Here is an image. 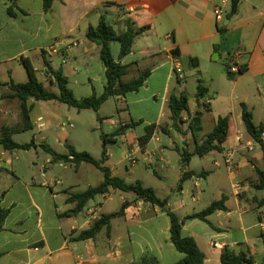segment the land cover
Masks as SVG:
<instances>
[{
	"label": "crops",
	"instance_id": "0c3cea01",
	"mask_svg": "<svg viewBox=\"0 0 264 264\" xmlns=\"http://www.w3.org/2000/svg\"><path fill=\"white\" fill-rule=\"evenodd\" d=\"M231 2L232 0H60L59 17L62 29L60 34L51 37L46 40V43L33 49H26V45L20 38L23 35L21 34L23 29L20 25H25L29 19V14L17 12V17H10L7 13L8 3L5 0H0L2 12L6 17L0 24V35L6 31L8 33L13 31L18 36V43H22L20 51L16 55L0 59V82L6 85L0 87V90H8L7 86L12 80L16 83H25L29 80L28 72L24 66L25 60L32 65L36 73L39 71L33 66L30 57H27L32 50V52L41 50L43 61L47 59L53 69L58 70L54 66L53 56L61 55L64 57L68 54L69 48L63 47V42H57V40L64 37L71 38L73 46H83V54H88L94 47H99L88 40L86 33L91 25H98L102 15L112 12L115 15L112 21L119 22L120 30L123 29V22L126 19H132L139 28L149 27L143 36L136 39L132 52L121 60L122 64L129 67V74L136 76L134 79L140 77L144 72H149V77L144 86L133 93H138L147 87L149 89L150 83L156 81L162 85L157 87V91L152 96L154 98L161 96L163 102L168 105L171 93L186 92L183 89L177 90L171 87L174 77L178 84H182L187 81L188 77L201 75L202 80L198 82L202 84L204 80H212L211 78L214 76L222 75L230 83L229 89L232 96L246 75H251L255 81L264 77V0H241L236 14L228 18ZM218 7L224 10L221 20H217L215 15V9ZM42 9L46 12L44 5ZM91 18H94L93 23L90 21ZM82 24L84 25L83 38L78 39L74 34ZM38 32L39 30L36 31V33ZM45 33L50 34L51 30L47 29ZM51 42L53 43L51 44ZM175 49L180 51L179 58L172 54ZM18 57L22 58V64H15L13 67L12 63ZM192 58L197 59V67L191 61ZM232 61L238 65L247 66L246 73L238 75L234 80L229 79L226 73V66H229ZM177 67L183 71L181 79L174 72ZM21 69L26 71L25 74L21 72ZM43 73L49 77L50 82L53 81V76L46 74V68ZM2 76H4L3 81H1ZM223 84H225L224 80ZM206 89L207 95L203 100L205 104L210 106L211 111L209 112L211 113L215 105L209 96V89ZM219 95L218 92L216 96L219 97ZM126 97L120 99L116 97V99L125 101ZM136 102L142 104L143 99L138 98ZM252 109L254 123L264 125L262 118L256 122V109ZM197 113L193 112V115ZM163 114L162 108H160L157 118L148 124V126L152 124L157 126L155 135L159 131L165 132L162 128L163 123L160 121ZM185 114L189 113H183L184 121H186ZM168 116L171 117V112L168 113ZM219 117L222 116L214 118V126ZM0 120L5 121L1 114ZM186 124L189 126V123ZM241 125L244 123L234 122L230 117L228 139L224 144L223 152L218 153H222L225 157L229 150L236 152L235 173L236 175L239 174L240 183L244 187L239 195H236L234 190L230 194L235 200L230 195H222V197L227 198L225 202L227 210L217 211L211 217L225 215V218L229 220L227 223L233 226L231 217L234 212L230 204L234 201L238 206L239 223L243 235V241L238 245L247 248L249 252L236 251L231 248L233 245L230 247L227 243L219 241L214 242L224 244V247L213 248L211 240L207 242L206 247L202 248L199 241L195 239L206 255L205 264H222L220 255L225 247H229L237 253L244 252L253 258L252 253H250L252 247L250 238L251 236L261 237V234L264 233V214L261 211L258 214V223L251 227L245 226L246 220L243 218V215L248 213V209H252L243 204L244 201L248 200L245 184L249 182L247 180L250 177L254 176L253 174H257L256 169L264 168V161L263 154L260 157L252 155L248 159L251 165L249 173L242 174L240 172L239 157H244L246 154L243 152L242 141L244 139L252 140L248 136L245 126L242 128ZM1 126L2 128L8 127V125ZM126 132L123 134L124 137L127 136ZM169 132L166 131V133ZM184 132H186L185 129ZM142 136H137L135 145L137 150L146 153L150 143L145 149H142L139 145V138ZM0 145L3 148L1 143ZM256 146L257 148L260 147L258 144ZM3 150L4 152L0 154L2 159L0 201L1 206L8 209L10 213L5 220L3 231L0 232V264H141L143 260H147L151 264L152 260L147 253L152 254L156 264H174L182 259L183 255L176 250L170 241V219L167 214L162 210L159 213V207L137 199L134 193H131L132 196L129 197L124 195L129 193L117 190H111L102 197L109 201L112 199V193L119 192L123 195L121 196V206L123 203H127L125 215L113 219L110 228H103L95 238L76 241L74 238L79 233L90 229L102 215L111 214L120 209L103 213L105 204L97 202L95 198L87 204L82 212L72 214L76 204L69 203L68 198L75 192L65 187H59L63 185V179L53 174L54 166L56 167L57 164L61 166L64 164L63 162L54 160L53 156L48 153L52 157V159H47L49 166H45L38 175L35 172L37 164L33 163V168L29 167L27 170L31 177L26 179L15 171V161H20L19 156L14 158L12 151H7L4 148ZM212 153H217V151L210 154ZM247 153H253V151ZM71 164L73 163L67 165ZM214 164L216 166L219 163L215 161ZM185 171L192 170L181 171L180 179ZM126 172L130 173L131 171L126 167ZM112 174L125 178L124 173L116 172L114 169H112ZM208 175V171H203L201 177ZM195 177L197 178V176ZM256 183H258V179ZM195 185L197 186V183ZM183 189L184 187L181 193L184 192ZM198 199L199 194L193 197L194 202ZM253 200L257 203L256 208L264 206V198L259 202L255 196ZM168 208L176 213L180 220L201 212L194 211L181 216L178 214L179 209H172L169 205ZM161 217L168 218L167 222L162 221L163 226L160 223ZM185 228L186 223H184L183 230ZM216 229V238L224 235L221 227ZM166 232L169 233V237H161L162 234L166 235Z\"/></svg>",
	"mask_w": 264,
	"mask_h": 264
},
{
	"label": "rangeland",
	"instance_id": "374dc122",
	"mask_svg": "<svg viewBox=\"0 0 264 264\" xmlns=\"http://www.w3.org/2000/svg\"><path fill=\"white\" fill-rule=\"evenodd\" d=\"M18 4L21 9L29 14V19L25 25H20L23 29L21 32L23 35L20 38L26 45V49H33L46 43V40L51 37L60 34L62 30L59 17L60 0H54L52 10L48 12L43 11L42 0H19ZM106 16L110 21L115 17L112 12L107 13ZM5 19L6 17L0 5V24ZM90 21L93 23L94 18H91ZM112 23L120 31L119 22L112 21ZM47 29L51 30L50 34L45 33ZM37 30H39L38 33H36ZM83 33L84 25L82 24L74 35L78 39H82ZM57 42H63V47L66 46L69 51L64 57L54 55V66L56 69H63L64 74L69 79L68 87L73 91L75 98L81 100L91 97L93 94L101 95L104 91L105 75L103 62L100 58V47H94L88 54H83V46H73L69 37L61 38ZM21 44L18 43V36L13 31L2 33L0 35V59L16 55L20 51ZM32 51L28 53L27 57H30L33 66L39 70L37 72L38 78L45 83V87L48 90L59 94L58 86L50 82L49 77L43 73L45 66L41 50ZM112 54L116 60L119 59L120 43L117 41L112 43ZM15 64H22V58L18 57L12 63V66L14 67ZM21 72L25 74L26 71L21 69ZM134 77L136 76L129 74L125 80L130 81ZM3 78L4 76H2L1 81H3ZM211 79L202 81V86L209 89V96L215 105L211 113L197 99V86L199 84L198 81L202 80L201 75L188 77L187 81L182 84H178L177 79L174 77L171 84L172 88L183 89L188 94L189 109L192 113L185 114L186 123L191 121L193 112H201L203 115L202 131L198 135L199 141L212 131L215 117L229 115L234 122L243 124L241 103H245L252 111V108L256 109V122H258L259 118L264 119V77L255 81L251 75H246L240 81L232 96L229 89L230 83L222 75H216ZM223 80L226 85L223 84ZM159 85L162 84L152 81L149 89L147 87L138 93H130L125 101L110 98L98 112L93 109L79 111L58 101L36 102L32 113V120L35 123L34 127L29 131L12 136L13 141L16 143L31 144L29 150L12 151L14 158L16 156L20 158V161H15V171L20 176L29 179L31 176L27 170L32 167L33 163H36L35 172L39 175L45 166H49L47 159H52L42 145L51 146L58 154L68 155L69 148L66 145L68 144V146H72L79 153H89L97 161L102 160L103 152L106 150L108 158L104 164L105 166L111 170L114 169L116 172L124 173V179L127 182L140 181L146 187L153 188L160 198L169 200V206L172 209H179L178 214L181 216L188 215L194 211H202L213 201L220 200L222 195H230L233 192L232 185L234 183L241 185V178L239 174L236 175V173L229 172L222 153H212L205 157L195 156L188 167L183 166L182 156L176 147L180 150L186 148L193 152L196 141L188 124H180L182 131L171 127L172 121L168 116L170 112L168 105L163 102L161 96H157V98L152 96ZM218 92L220 93L219 97L216 96ZM9 93V90H0V114L5 118V121L0 120L2 122L0 124V136L1 125H8L9 128L22 126L20 101L2 97ZM138 98L143 99L142 104L136 102ZM160 108H162L164 113L160 119L161 123H163L162 127L168 132L170 130V132L159 131L147 147V152L143 153L137 150L135 139L137 136L145 134L146 127L157 118ZM132 122L139 124L127 130V136L124 137L118 132L122 125L131 124ZM241 126L244 128V125ZM184 129L186 132H184ZM246 140L242 141L243 152H246V154L244 157H239L238 162L242 174L249 173L251 170L248 160L250 156L260 157L262 155L261 148H257V146L252 150L253 153H247L252 151L246 148V142L250 141ZM104 144H106L105 147ZM3 152L4 150L0 145V154ZM129 154H132L137 159V163L134 166L127 160ZM236 160L235 157V163ZM215 161L219 163L218 167L215 166ZM260 162L262 163V161ZM67 164H62L61 166L57 164L53 168V170L55 169L53 174L63 179V185L59 186L61 188L65 187L75 193H81L90 187H96L104 179L102 171L93 164L82 163L80 167L75 164ZM126 167L131 171L130 173L126 172ZM184 170H192L197 174L208 171L209 175L207 177H195L186 181L183 184L184 192L181 193L179 190V175ZM253 175L247 180L249 182L245 184L248 200L244 201L243 204L252 208L248 209V213L243 215L246 220V227H251L258 223L260 211L264 214V206L256 208L257 203L253 200L255 196L259 202L264 198V190L256 188L258 175ZM195 183H197V186ZM243 187L241 185L242 190ZM197 194H199V199L194 202L193 197L197 196ZM111 195L112 199L109 201H106L102 195L96 197L97 202L105 204L103 213L115 211L121 207V196L123 195L119 192ZM124 195L132 196L131 193ZM230 196L234 199L232 195ZM230 205L234 212L231 217L233 226L227 223L229 220L225 218V215L221 217L218 215L210 216L208 218L209 223L201 220H186L183 236L195 238L199 241L202 248L206 247L207 242L211 240L212 242H225L230 247L233 245L231 248L236 251L248 253L247 248H242L238 245V243L243 241L241 224L239 223L240 214L237 211L238 206L234 201ZM159 213H161L160 208ZM164 220L167 222L168 218H160L161 226L164 225L162 224ZM217 227H221L222 233H224L219 238H216ZM251 234H253V231H251ZM161 237H169V233L166 232V235L162 234ZM250 245L252 246L250 253L253 255L254 264H264V243L261 237L251 236ZM258 247H261V249H258ZM147 255L152 260L151 264H156L152 254L147 253Z\"/></svg>",
	"mask_w": 264,
	"mask_h": 264
},
{
	"label": "trees",
	"instance_id": "16d2710c",
	"mask_svg": "<svg viewBox=\"0 0 264 264\" xmlns=\"http://www.w3.org/2000/svg\"><path fill=\"white\" fill-rule=\"evenodd\" d=\"M8 3L7 13L10 17H17V12L25 14L26 12L19 8V0H5ZM44 10L50 11L53 7L54 0H42ZM241 0H232L231 10L228 13V18L236 14L238 5ZM123 29L118 31L115 25L104 14L101 16L97 26H90L86 37L89 41L95 43L100 47V58L105 67V79L106 84L104 91L101 95L93 94L91 97L78 100L75 98L73 91L68 87L69 79L64 74L63 69L54 70L51 63L44 59V66L46 68V74L53 76V83L59 88V94L48 90L45 87V83L41 81L32 65L24 61V66L28 72L29 80L25 83H16L13 80L8 84L9 94L3 95V98L17 99L20 101V110L22 117V126L17 128H2V136L0 143L7 151L14 150H29L31 144H19L13 141L12 136L21 132H26L34 127L32 120V113L35 108V103L39 101H58L60 103L67 104L69 107L76 108L77 110L93 109L98 112L102 105L110 98L126 97L128 94L137 92L146 83L149 72H144L140 77L130 81H126L124 78L129 74V67L121 63V60L127 57L131 52L136 39L143 36L149 27H137L136 23L132 19H126L123 22ZM120 43L119 61H117L112 54V43ZM174 57H180L179 49L172 51ZM194 66H198V61L192 58ZM239 73L234 74L230 71L229 66H226V73L228 78L234 80L238 75H243L247 71L246 65H239ZM179 79V78H178ZM180 81V79L178 80ZM6 86L0 82V87ZM197 99L199 103H202L207 111H211L210 106L204 103L207 95V89L200 83L197 88ZM242 121L244 123L248 136L255 141L261 148L264 161V141L262 140V133L264 131V125H256L254 123V113L248 108L245 103H241ZM168 108L171 112V127L182 131L180 124H184L183 113L190 114L189 98L186 92L179 94L171 93L168 100ZM139 123H131L121 126L119 133L125 134L128 129L137 126ZM230 116L219 117L216 120V124L213 130L202 140H198V135L202 131V113L198 112L196 115H191V121L189 122V129L193 134L196 146L193 152L184 148L178 152L182 156V162L184 167H188L193 157H205L211 152H223L224 144L228 139L229 134ZM164 131L167 130L162 127ZM157 126L155 124L146 127V133L139 138V145L142 149L150 143L155 135ZM69 154H58L48 145H42L44 150L51 154L56 161H61L64 164L73 163L76 166H80L82 163H89L95 165L104 174L103 181L96 187H90L86 191L81 193H72L69 198V203H75L76 207L72 210V214H78L84 210L87 204L95 199L98 195H106L111 190H117L124 193H134L137 199L142 200L152 206L159 207L163 212L167 214L170 219V241L175 246L176 250L183 255L182 259L174 264H205L206 255L198 246L197 241L193 237L183 236V227L186 220H201L209 223L208 218L217 211H225L227 207L225 202L227 198L224 196L222 199L211 203L203 211L187 216L184 220H180L176 213L168 208L169 200L167 198H160L156 191L151 187H146L142 182H127L126 179L114 176L112 170L105 166L107 160V152L104 150L103 158L100 161L95 160L89 153L77 152L72 146H68ZM106 144H104L105 147ZM258 175V184L256 188L264 190V168L256 169ZM202 173L197 174L194 171H185L180 179L179 190L183 188V184L192 179L193 177H201ZM127 203H123L120 210L111 214L102 215L93 226L81 233H79L76 241H83L87 239L95 238L103 228H110L111 221L118 217L125 215V209ZM10 211L1 206L0 201V232L4 229V223L8 217ZM261 238L264 242V233L261 234ZM220 261L222 264H254V259L244 252H235L229 247H225L220 255ZM141 264H149L147 260H143Z\"/></svg>",
	"mask_w": 264,
	"mask_h": 264
},
{
	"label": "built area",
	"instance_id": "2783aa9c",
	"mask_svg": "<svg viewBox=\"0 0 264 264\" xmlns=\"http://www.w3.org/2000/svg\"><path fill=\"white\" fill-rule=\"evenodd\" d=\"M215 15H216L217 20H221L223 18V15H224V10L220 7L216 8L215 9ZM229 68H230V71L234 74H238L240 72L239 71V65L234 61H232L229 64ZM174 72L180 79L183 77V74H182L183 71L180 67H177ZM262 140L264 141V131L262 133ZM256 145H257V143L253 140L246 142V148H248L251 151L254 149V147ZM235 156H236V152L234 150H229L225 156V165H226V167L230 173H235V167H236ZM127 160L129 161V163L131 165H135L137 163L136 158L132 154H129L127 156ZM216 166L218 167L219 164H216ZM1 169H2V159L0 158V170ZM232 188H233L235 194L239 195V193L241 191V185L239 183H234L232 185ZM211 246L213 248L220 249V248L224 247V244H221L218 242H211Z\"/></svg>",
	"mask_w": 264,
	"mask_h": 264
}]
</instances>
